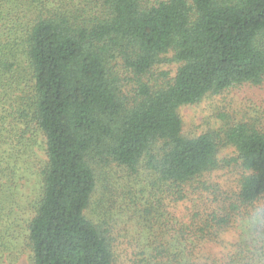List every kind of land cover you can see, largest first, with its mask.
Instances as JSON below:
<instances>
[{
    "label": "trees",
    "instance_id": "trees-1",
    "mask_svg": "<svg viewBox=\"0 0 264 264\" xmlns=\"http://www.w3.org/2000/svg\"><path fill=\"white\" fill-rule=\"evenodd\" d=\"M169 54L171 78L158 73ZM263 84L264 0H0V254L119 264L110 231L133 205L151 224L164 201L191 199V224L160 222L169 240L145 245V264H264L263 116L222 108L191 136L180 113ZM106 167L126 177L119 197L104 181L98 226L86 213ZM16 208L28 220L4 222Z\"/></svg>",
    "mask_w": 264,
    "mask_h": 264
},
{
    "label": "rangeland",
    "instance_id": "rangeland-1",
    "mask_svg": "<svg viewBox=\"0 0 264 264\" xmlns=\"http://www.w3.org/2000/svg\"><path fill=\"white\" fill-rule=\"evenodd\" d=\"M171 60L172 54L167 55L165 62L160 65L158 73H167L170 78L173 77L178 66ZM222 108H225V111ZM223 111L224 114L227 112L228 114L233 115L236 119H242L243 115L253 118H261L263 116L262 118H264V84L260 87H251L247 85L220 95H209L200 104L181 108L180 113L184 120L185 133L191 136H198L209 129H217L221 123L219 115H221V112ZM35 149L38 152L37 157L39 159H44L45 142L42 139H38ZM28 169L30 170H28L27 173L28 187L32 188L33 186L34 188L37 186V177L32 176L34 175V169ZM104 171L107 175H102L100 180H98L99 186L97 188V193L93 198L91 208L86 213V216L98 226L103 224L101 222H103L102 218L104 215L99 213V209L96 207L95 203L99 199V195H102L101 188L104 185V181L106 178L108 179L109 182L107 184V189L112 187L117 197H119L122 192V187L120 186L122 184L120 183L123 182V179L126 177L125 172L114 167H106L103 170L99 168L98 170L101 174ZM110 179L112 180L110 181ZM220 180L224 184H233L234 186L235 179L233 177L222 175ZM27 189L28 188L26 187V190ZM106 192H103V194ZM118 203H121V199H118ZM164 203L165 205L162 206V212L164 211L163 217L154 215L150 219L152 220L151 224H146L144 219H138L140 215H147L143 213L138 215L136 211L137 206L135 205H133V212L135 211L136 218L130 219L129 214H122L123 216L121 219L117 220L118 224L114 225L110 233H112L114 239L116 237L115 251L119 264H145L146 262L143 260L145 257L142 255L144 246L148 243L161 242L160 234H163L162 237L167 241L169 240L168 232L164 227L160 226V222H165L166 226L169 221L175 225H177L175 222H178L180 223V226L191 224L193 211L195 209L191 199L179 203H171L169 200H166ZM14 210L13 214L9 218H6L4 222H6L7 219L8 221L17 219V223L23 224L25 220H28L29 217L28 214L25 213V210H18L17 208ZM113 216L114 215L112 214L111 217ZM114 218L115 217H113V219ZM237 237L238 234L236 233V230H231L224 236V239L229 242V244H233L238 239ZM21 239L23 245H25V238L23 237ZM18 241L19 239L15 243H18ZM208 247L216 253L223 251L221 245L211 244L208 245ZM0 257H2L0 264H31L32 260L31 254L24 250L9 251V249H4L1 252Z\"/></svg>",
    "mask_w": 264,
    "mask_h": 264
}]
</instances>
